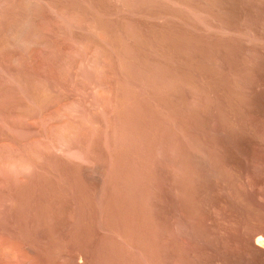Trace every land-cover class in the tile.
<instances>
[{
    "label": "rangeland",
    "instance_id": "obj_1",
    "mask_svg": "<svg viewBox=\"0 0 264 264\" xmlns=\"http://www.w3.org/2000/svg\"><path fill=\"white\" fill-rule=\"evenodd\" d=\"M0 264H264V0H0Z\"/></svg>",
    "mask_w": 264,
    "mask_h": 264
},
{
    "label": "bare ground",
    "instance_id": "obj_2",
    "mask_svg": "<svg viewBox=\"0 0 264 264\" xmlns=\"http://www.w3.org/2000/svg\"><path fill=\"white\" fill-rule=\"evenodd\" d=\"M259 240H261V239H259ZM259 240H258V241H259ZM258 241L256 242L257 244H259ZM262 241H263V240H262ZM260 242H261V241H260ZM261 246H262V245H261Z\"/></svg>",
    "mask_w": 264,
    "mask_h": 264
}]
</instances>
